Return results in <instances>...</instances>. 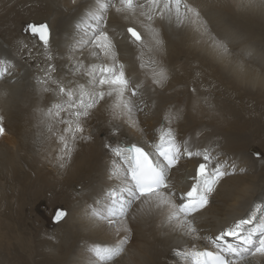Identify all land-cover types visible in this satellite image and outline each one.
I'll return each instance as SVG.
<instances>
[{"label": "bare ground", "instance_id": "obj_1", "mask_svg": "<svg viewBox=\"0 0 264 264\" xmlns=\"http://www.w3.org/2000/svg\"><path fill=\"white\" fill-rule=\"evenodd\" d=\"M134 2L133 11L117 12L112 5L119 6V0H0V69H6L0 76V264L28 235L13 204L28 192L47 203L65 201L67 216L52 233L45 231L51 239L40 237L48 254L66 264H189L174 250H215L207 238L247 218L256 206L260 210L248 227L264 220V160L246 154L252 146H244L237 132L242 130L240 102L239 109L222 98L227 93L242 101L247 95L255 99L252 104L264 105V52L257 44L264 0H182L179 17L175 8L163 9V0L159 6ZM185 4L199 13V23L192 22ZM30 24L48 26L47 47L18 34ZM101 30L113 44L111 55L92 43ZM103 66L117 71L123 66L129 87L119 101L115 93L98 100L80 117L83 131L73 133L69 124L74 129L76 117L69 101L78 102L81 88L101 90ZM61 86L73 97L61 94ZM169 129L181 159L168 172L170 187L161 191L172 194L175 203L190 190L205 151L209 171L219 163L228 173L214 186L209 203L187 217L195 231L170 219V208L155 198L128 196L127 166L113 151L135 144L154 157L153 146ZM185 147L192 157L184 154ZM113 191L123 193L126 212L110 223L106 209ZM94 246L123 250L102 262L91 251ZM60 250L70 255L63 257ZM247 260L264 264L259 254Z\"/></svg>", "mask_w": 264, "mask_h": 264}, {"label": "snow or ice", "instance_id": "obj_2", "mask_svg": "<svg viewBox=\"0 0 264 264\" xmlns=\"http://www.w3.org/2000/svg\"><path fill=\"white\" fill-rule=\"evenodd\" d=\"M160 2L161 0H150V3L156 6H159ZM181 2L182 0H163V9L171 12L175 8L179 17ZM99 6L103 9L106 4L100 3ZM112 6L116 8L117 12L133 11L137 7L134 0H119V6L115 4ZM184 7L187 13H191L192 22L199 23V13L187 4ZM92 18L97 21L101 19V17L96 15H93ZM28 30L35 35H39L40 40L47 47V25L30 24L28 25ZM128 32L136 40H140V35L133 28H129ZM92 43L106 56L113 53V44L105 31H99ZM157 43H159L158 40ZM217 47L227 52V47L222 42H217ZM5 71L6 69H0V76ZM90 71L95 73L96 69L93 67ZM99 72L100 91L86 92L81 88L78 102H72L71 99L69 101L68 108L75 109L72 112V115L76 117L75 128L72 129L71 124H69V129L73 133L83 131L79 122L80 117L87 116L89 110L95 106L98 100L104 99L105 95L111 96L115 93L119 101L129 87V81L125 77L123 66L120 67L119 71L112 67L103 66L99 69ZM158 75L161 79L165 78L163 72ZM105 86L109 89L107 92L103 90ZM59 91L61 94H66L69 98L73 97V92L71 90L66 92L63 86L59 88ZM132 94H136L135 90H133ZM114 107H119V104L114 105ZM3 133L4 128L0 125V135ZM153 147L155 149L154 157L152 153L146 152L142 147L135 144L130 147H116L113 149L115 155L120 157L127 166L125 179L127 194L136 200L155 198L158 205H167L170 208V219L182 220L187 224L189 231H195L191 222L187 221V217L203 209L209 203V197L214 191V186L228 173L222 169L219 163L209 171L211 157L205 151L202 155L204 162L198 164L195 169V175L190 177L194 181L190 190L180 195L179 199L182 202L177 204L171 198L172 194L166 195L164 191H161V189L170 187L167 183L168 172L181 159V148L177 145L171 129L163 133ZM184 154L188 157L194 155L187 147L184 148ZM195 155L200 156L201 153L197 152ZM256 155L259 156L260 154L256 153ZM129 177L130 180L128 179ZM127 204L130 205L131 200H128ZM257 210H260V206H256L247 218L239 219L230 226L225 227L214 238L208 237L207 239L215 250H200L193 247L190 250H174L175 254L188 261L189 264H248L247 258L249 256H256L257 254L264 256V220H261L254 227H248L253 223ZM106 211L110 218V223L112 222L111 218L125 214L126 206L122 192L113 191L109 194V205ZM64 215L62 211H58L55 219L59 221ZM228 238H231V241ZM123 243L124 241L120 242L121 245ZM122 250L121 246H94L91 249L94 255L102 262L112 260Z\"/></svg>", "mask_w": 264, "mask_h": 264}, {"label": "rangeland", "instance_id": "obj_3", "mask_svg": "<svg viewBox=\"0 0 264 264\" xmlns=\"http://www.w3.org/2000/svg\"><path fill=\"white\" fill-rule=\"evenodd\" d=\"M35 25H41V24H35ZM261 33H262V35L260 38L259 35ZM18 34H20V36L26 35L25 36L26 38H32L33 43H35L36 45H45L42 41H40L38 39V36L35 34H32L31 31L28 30V28H26L24 30L23 29L18 30ZM245 34H247V33H245ZM257 35H258L257 39L259 40L258 41L259 43L257 42V44H261V46L260 45L259 46L261 47V50L264 52V44H262V42L264 43V26H261L259 28V30H257ZM48 36H49V38H48V42H49V39H50L49 31H48ZM254 44L257 46L256 43H254ZM232 90L233 89H231V91ZM223 91L229 92L230 89H228V90L224 89ZM237 95L239 96V94H236V96ZM250 97L251 96L245 95V98L242 99V101H238V99L235 98V96H233L231 98L232 99L235 98V99L231 100V98H229L227 93H226V94H224V96L222 98H223L225 104L239 108V102H240V106L244 108L243 110L239 108L241 110L240 114H241L242 130H239L237 132L238 133L241 132L242 138L243 139L245 138L244 140L242 139L244 146L247 143H248L247 145L252 146V148L249 151H246L247 152L246 154L249 155V153H250V157L254 160H262L263 161L264 160V148H263L264 147L263 146L264 140H262V138L264 139V128H263L264 127V125H263L264 124V120H263L264 119V105L257 106L255 104H252V100L254 101L255 99L250 98ZM228 100H229V102H228ZM230 102H232V104ZM252 107H257V111H254V109ZM242 114H243V116H242ZM234 119H235L234 122L237 123L238 119L236 117ZM254 121H257V122H254ZM256 125H258V126L256 127ZM261 126H263L262 127L263 129L261 128ZM253 127H254V129H253ZM231 131L233 133L235 132L233 130H231ZM250 139L252 140V142ZM259 139H260V142H259ZM246 149H249V148L247 147ZM254 151H257L260 154V156L256 157L252 153ZM29 193H30V195H29ZM32 197H33V199L31 200ZM55 197H57L58 200H60L62 195L61 196L56 195ZM59 197H60V199H59ZM62 199H63V197H62ZM23 200H24V202H23ZM60 201H57L58 203H52V202L47 203L46 198H39L38 193L28 192L23 196V198L21 195V197L17 201L13 202L14 205L16 204L15 205L16 208H15L14 212L19 210L18 211L19 213L16 212L17 214H14V215H15V217L17 216L16 218L19 221L20 227L22 226V227H25L24 229H28V235L26 236L25 240H21V247L19 248L20 250L17 249L18 251H14V255H10L11 257L7 258L6 263H4V264H66L64 259L62 260V259H58V258L57 259L52 258L51 255L48 254V249H50V248H48L46 243L42 240L43 237L47 236L45 231H47V234L52 233L50 231H53V228L50 226V221H51L53 215L55 214L54 213L55 209L56 208H59V209L64 208L63 210L67 211V206L65 205V201H61V202ZM27 202L29 203V206H28ZM24 203H26V204H24ZM56 204H58V205H56ZM47 207H49V208H47ZM52 212H53V214H52ZM32 213L34 215H32ZM67 214H68V212H66V216H67ZM34 216H35V218H34ZM36 221L38 222V225H37ZM33 223H35V225ZM29 228H31V229H29ZM29 231H31V232H29ZM40 235H42L43 237L41 238ZM46 238H48V236ZM48 239H51V237H49ZM59 253L63 257H65L67 255V254H65V255L62 254V253H65V251H63V250H60ZM69 255H70V253L66 257H68Z\"/></svg>", "mask_w": 264, "mask_h": 264}, {"label": "water", "instance_id": "obj_4", "mask_svg": "<svg viewBox=\"0 0 264 264\" xmlns=\"http://www.w3.org/2000/svg\"><path fill=\"white\" fill-rule=\"evenodd\" d=\"M32 33V32H31ZM33 34V33H32ZM38 36V38H39V35H37ZM39 40H40V38H39ZM41 41V40H40ZM256 157H259V156H257L256 155V153H258L257 151H254V152H252ZM58 211H62L65 215L59 220V221H57L56 219H55V217H56V213L58 212ZM54 215H53V217H52V219H51V221H50V226L51 227H54L55 226V224H57V223H59V222H61L65 217H66V211L65 210H63V209H59V208H56L55 209V211H54Z\"/></svg>", "mask_w": 264, "mask_h": 264}]
</instances>
